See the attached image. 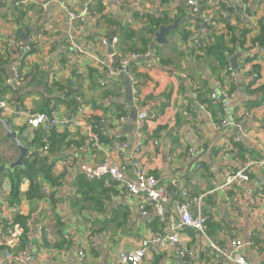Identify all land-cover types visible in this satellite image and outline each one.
Instances as JSON below:
<instances>
[{
  "label": "crops",
  "instance_id": "crops-1",
  "mask_svg": "<svg viewBox=\"0 0 264 264\" xmlns=\"http://www.w3.org/2000/svg\"><path fill=\"white\" fill-rule=\"evenodd\" d=\"M19 1L0 0V98L19 101L24 109L33 112H44L55 105L59 116L73 117L75 107L70 100L78 96L85 106L83 116L78 118L93 131L102 127L104 140L95 148L85 128H57L55 151L39 152L34 142L36 133L42 135L41 128L29 129L22 118L0 114L18 131V140L29 149L27 155L37 152L34 171L39 179L49 173V180L40 187V197L27 195L29 181L22 177L15 203L11 180L16 178L0 177V247H4L0 249V260L4 251L17 254L24 248L19 228L9 231L10 238L4 233L8 223L21 216L28 228V243L22 245L30 248L24 264H75L80 251L85 253L83 264H114L120 252L132 251L141 240L164 232L163 219L173 216L176 196L185 188L192 215L207 218V239L189 228L180 232V239L192 254L190 264H230L214 260L209 241L229 250L234 239L245 244L243 254L248 264H264V168L255 169L244 184L220 188L225 170L235 171L264 159V48L236 46L228 67L237 57L238 69L237 73L226 70L228 78L212 56L196 59L186 46L188 40L181 37V30L186 28L191 35L197 33L202 42L212 40L210 25L201 22L195 26L192 18H180L178 29L169 31L167 43L160 46L154 43L159 26L148 51L132 61L139 79L136 104L123 79L119 75L109 77L103 71L100 62L108 55L102 41L117 37L118 42L111 43L117 57L141 49L142 39L148 35L139 16L147 11L156 17L164 11V0H135L131 5L132 0H102L104 10L85 18L81 29L76 28L74 40L86 52L78 62L67 39L68 16L64 8L81 12L88 0H53L44 9L40 5L48 0H33L25 6L18 5ZM170 1L176 8L190 0ZM204 1L200 17L209 13L217 16L219 33L225 29L221 17L234 23L241 10L239 0ZM218 1L225 5L223 12L215 8ZM123 2L126 6L121 5ZM246 6L251 30L247 38L252 39L258 34V22H264V0H247ZM175 13L167 11L170 21ZM126 29L129 36L124 40ZM26 31L29 34L22 39ZM30 36L36 39L31 53L8 45V41ZM15 67L21 70L22 85L14 92L4 84ZM220 77L223 84L232 79L235 85L226 109L219 105V99H212L218 84L223 85ZM132 111L137 116L148 115L145 138L137 143L134 133V147H141L129 155L125 151L113 152V141L127 143L123 127ZM224 120L228 125H221ZM155 140L160 142L158 149L153 147ZM164 144L166 162L162 159ZM18 157V148L0 126V167L14 163ZM106 158L117 167H126L128 177H133L132 162L136 161L157 178L169 194L163 217L149 206L144 214L141 198L126 197L123 188L107 177L91 181L83 178L81 166L96 167ZM16 169L1 173L13 174ZM141 264L180 263L172 247L152 245Z\"/></svg>",
  "mask_w": 264,
  "mask_h": 264
},
{
  "label": "built area",
  "instance_id": "built-area-1",
  "mask_svg": "<svg viewBox=\"0 0 264 264\" xmlns=\"http://www.w3.org/2000/svg\"><path fill=\"white\" fill-rule=\"evenodd\" d=\"M53 0H48L41 4L42 9L46 8L49 3ZM95 1V0H91ZM102 2V0H96ZM34 2L33 0H20L18 5L25 6ZM103 3V2H102ZM135 0L130 2L134 4ZM223 2L215 3V8ZM239 7L244 12L247 8V0H239ZM199 1L190 0L186 3L191 10L192 14H196L199 11ZM64 12L68 16V29H67V39L70 45L77 55V62L81 59L86 52L83 51L82 45L74 40V34L76 28L81 29L84 24V19L91 16V12L87 8H83L81 12L71 11L64 8ZM202 22L210 25L211 27H216L218 24L217 16L209 13L203 15ZM36 39L34 37H28L25 40L8 41V45H14L17 49L22 50L24 53H31L34 47ZM118 42L117 37H112V44ZM102 43H105L102 41ZM101 43V44H102ZM204 42L199 39L197 33L194 32L188 38L187 47L190 51L197 52L203 47ZM116 56V55H115ZM140 55L132 54L128 58H123L119 62L117 61V66L115 65L112 57L107 56L103 61L100 62L101 66L106 69V73L109 77H117L118 75H124L127 79L129 90L131 93L133 103L138 104V83L139 79L132 66V61L138 59ZM232 68L228 67L227 71L232 72ZM257 75H253V79L257 80ZM6 88L17 91L22 85V75L21 70L15 67L13 74L10 78L5 80ZM218 91L212 95V99H219L220 105L223 109L228 107L230 100L233 98L234 93L229 92L222 85L218 84ZM77 106L75 108L76 116L73 117H61L55 111V105H51L45 112H33L22 107V104L16 100H7L0 98V114L10 115L11 118L15 119L20 117L24 121L25 127L29 129H40L42 132V146L39 149L40 152L46 153L49 150L51 133L57 128H78L83 127L87 131L88 140L92 147H98L100 145V137L103 135L102 130L99 132L93 131L90 125H85L79 116L84 114V104L81 98L75 99ZM249 111V110H248ZM248 113V112H245ZM249 114V113H248ZM78 115V116H77ZM124 122L125 118L121 117ZM148 120V115L146 113H140L136 117L135 121V132L137 133V143L145 138L143 129L145 123ZM233 124V123H231ZM221 125H228L226 120L221 122ZM160 142L153 141V147L158 149ZM127 147L126 142L113 141L111 145V150L113 152H122ZM140 145L137 144L134 147V151L140 149ZM191 151V150H190ZM134 167L133 177H128L126 173V167L115 166L108 158L104 159L96 167L81 166V175L87 180L100 179L102 177H107L115 182L119 187L123 188L126 197H140L142 204L140 208L143 213L146 214V208L155 211L158 215L163 217V208L168 200V191L165 189L151 174L146 173L141 169L136 161L132 162ZM264 168V159L257 160L240 167L238 170H225L222 174L224 179L221 189H228L232 186H239L249 181L252 173L255 169ZM191 200L189 199L188 191L185 188H181L176 196V201L174 204V214L168 219H163L165 224V229L163 233L151 235L140 241L138 248L129 252H120L117 255L114 264H141L142 261L148 255L149 249L152 245H157L160 247L170 246L176 250V257L180 264H190V259L192 254L186 247L182 239H180V232L183 228H189L197 232L199 235L207 239V218L204 215L193 216L190 210ZM11 236V235H10ZM9 236V238H10ZM16 237V235H15ZM245 244L240 239H234L230 242V249L226 250L223 247H219L213 242L209 241V253L214 254V260L217 262L219 259H223L230 264H248L244 254L243 249ZM30 256V248L27 246L20 255L13 256L7 251L3 253V258L0 260V264H12L17 261L19 263H26ZM85 258V253L80 251L77 254L75 264H83Z\"/></svg>",
  "mask_w": 264,
  "mask_h": 264
},
{
  "label": "trees",
  "instance_id": "trees-1",
  "mask_svg": "<svg viewBox=\"0 0 264 264\" xmlns=\"http://www.w3.org/2000/svg\"><path fill=\"white\" fill-rule=\"evenodd\" d=\"M199 1V0H198ZM164 11L157 15L156 17L147 11H144L140 16L139 19L142 20L144 23L145 33L148 35L146 39H142L143 47L141 49H135L132 50V52L128 53L126 56H116L118 59V62L123 58H128L132 54H145L148 49L150 48V45L152 44V37L154 36L155 31L158 29L159 26L168 24L169 22L175 21L176 18L185 19V17L192 18L195 22V26L197 24L202 22V18L200 17V14L202 13L201 7L205 4V1L202 0L199 1V13L192 14L191 10L186 4L181 5L180 7H174L173 3L170 0H164L163 2ZM122 6H126V3L123 2L121 4ZM85 8L89 9L91 12V15L101 13L104 10V5L100 1H91L88 0ZM218 12L224 11L225 5L221 3L218 6ZM240 9V8H239ZM174 10L176 13L174 16H172L171 21L168 19L167 11ZM239 14L238 17L235 19V22L232 23L229 22L230 20H225L224 18L220 19L222 20L223 25L225 27L223 33H219L216 27H209L208 32L210 33V37L212 40H204L203 47L199 49L197 52H194V57L197 58H203L207 55L212 56L217 61V68L221 71L226 72L228 66H229V60L231 56L234 54L236 50V46H239L241 48H254L255 46H259L260 48H264V22L259 21L258 26L259 30L257 31L258 34L256 37L249 39L248 34L251 32L249 24H247V19L249 17V12L246 9L244 12L241 10H238ZM223 15V14H222ZM221 15V16H222ZM191 35V32L189 33L186 28L181 30V37L183 41L188 40V37ZM129 36V29H126L124 34H122V38L125 40ZM196 54V55H195ZM133 66V64H132ZM103 71L106 72V69L103 68ZM227 73V77L229 78V73ZM107 74V73H106ZM230 82L223 84L224 81H222V78L220 77L219 82L223 84L222 86L226 88L229 92L235 90L234 82H232V79L229 80ZM255 81V80H254ZM60 88V87H59ZM62 90V88H60ZM69 94V92H68ZM80 98L78 96L73 97V100H70L71 105L76 108L77 102L75 99ZM219 104V103H218ZM220 105V104H219ZM212 106V105H211ZM221 106V105H220ZM45 112V111H44ZM219 110L217 109V118H219ZM215 116V114H214ZM216 117V116H215ZM102 128V127H101ZM100 127L97 128V130H101ZM98 131V132H99ZM58 133L57 131H52L51 138L50 139V146L47 153H52L55 151V147L57 146L55 141V134ZM42 134V133H41ZM37 139L34 142L35 147L41 148L42 143V136H39L38 133H36ZM41 139V140H40ZM101 140H104V137H101ZM38 142V144L36 143ZM40 152V150H39ZM37 155V152L34 151L31 155H28L27 158L24 160V169H16L13 174H5L1 173L0 177L8 176L9 178L15 177L16 179H12L11 182L13 183L11 195H12V202L15 203L18 201V185L19 182L26 178L29 181V190L27 192V195L30 197H40L43 192L41 193L40 187L42 186V183H47L46 180H49V173H46L43 180H40L37 174V170L34 168L35 163V156ZM35 158V159H34ZM46 158V156H45ZM33 159V162H30V160ZM44 160V158H43ZM45 161V160H44ZM47 172H50V167L47 168ZM23 177V178H22ZM84 178V177H83ZM101 179V178H100ZM109 179V178H108ZM99 180V179H95ZM91 181V180H90ZM17 227L20 229V240H21V247H27L24 244H27V233L28 228L26 227V224L21 216H15L13 223H8V226L4 229V233H7L8 236L11 234L9 231H13V228ZM23 244V245H22ZM0 249L4 250V247H0ZM5 252V251H4ZM8 252V251H7ZM9 253V252H8ZM11 254V253H10Z\"/></svg>",
  "mask_w": 264,
  "mask_h": 264
},
{
  "label": "water",
  "instance_id": "water-1",
  "mask_svg": "<svg viewBox=\"0 0 264 264\" xmlns=\"http://www.w3.org/2000/svg\"><path fill=\"white\" fill-rule=\"evenodd\" d=\"M180 22V18H177L175 20V22L170 25V26H167V27H164V26H161L159 27L158 29V32L155 34L154 36V43L156 45H164L167 43L166 41V35L169 31H173V30H177L178 29V24ZM29 33L26 31V34H24V36L22 37V39H24ZM112 38H109L105 41V45L107 47V55L112 57L115 65L117 66V57L115 56L114 54V51L112 49ZM231 68L235 71V73H237V69H238V65H237V57H234L231 59ZM119 78L120 79H123L125 85L127 86V90L129 91V86H128V83H127V79L124 75H119ZM136 112L135 111H132L131 114H130V117H129V120L127 122V124L123 127L124 129V132L127 133L124 134L126 136V139H127V147L125 148V152L127 153V155H129L133 149H134V145L136 144L135 142V137H134V133H135V124H134V121L136 120ZM0 126L3 127V129L5 130L6 132V138L7 139H10L11 142L13 144L16 145V147L18 148L19 150V157L18 159L14 162V163H11V164H5V165H2L0 167V173L4 170H9V171H13L14 169L16 168H23L24 167V160L26 159V157L28 156V152H29V149L26 148L17 138V135H18V131H15L11 126H10V123L8 120H5V119H1L0 118ZM168 142V139L165 140V143ZM162 159H163V162H166V159H167V148H166V144H164L163 146V149H162ZM248 244V243H246Z\"/></svg>",
  "mask_w": 264,
  "mask_h": 264
},
{
  "label": "rangeland",
  "instance_id": "rangeland-1",
  "mask_svg": "<svg viewBox=\"0 0 264 264\" xmlns=\"http://www.w3.org/2000/svg\"><path fill=\"white\" fill-rule=\"evenodd\" d=\"M25 248H26V247H25ZM25 248H23L22 250H20L17 254H12V253H11V255H13V256H18V255H20V254L22 253V251H23Z\"/></svg>",
  "mask_w": 264,
  "mask_h": 264
}]
</instances>
